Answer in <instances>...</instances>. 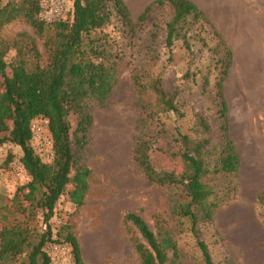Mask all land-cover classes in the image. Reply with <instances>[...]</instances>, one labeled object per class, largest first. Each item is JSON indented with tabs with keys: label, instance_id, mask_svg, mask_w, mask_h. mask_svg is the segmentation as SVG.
<instances>
[{
	"label": "trees",
	"instance_id": "obj_1",
	"mask_svg": "<svg viewBox=\"0 0 264 264\" xmlns=\"http://www.w3.org/2000/svg\"><path fill=\"white\" fill-rule=\"evenodd\" d=\"M163 5L173 11V18L166 26L168 47L178 38L187 17L209 23L204 12L189 0H153L137 21L144 22L154 7ZM111 10L133 37L136 23L124 0H73L66 19L50 24L40 18L39 0H9L0 6V146L12 144L21 149L20 164L29 178L17 187L7 204L0 206V264H49L46 250L49 243L69 245L75 264H84L71 227H62L65 234L54 240L50 221L61 197L67 195L69 202L80 208L90 195L91 185L99 183L90 169L80 167L79 163L80 150L93 125L91 111L106 108L121 70L116 40L101 32L109 21ZM16 20L30 27L32 35L23 32L4 39L2 30ZM218 37L222 41V37ZM37 40L43 44L44 64H41ZM183 44L191 54L185 35ZM11 51L15 52L14 61L7 63L5 57ZM226 53L228 60L221 61L224 71L216 84L222 149L212 168L205 157L210 144L205 136L209 135L210 126L197 113L202 137L180 135L176 164L170 171L155 169L150 157L154 139L145 129L156 126L160 115L175 113L180 116L177 92H166L158 77H149L143 82L141 75L130 72L135 105L140 112L139 134L132 150L133 163L148 183L176 188L173 210L189 222L202 264H215L198 231L200 224L213 221V214L219 208L212 183L221 175L236 176L240 167L229 136L223 93L231 61L230 52ZM71 117L75 121L72 133ZM37 118L48 121L54 150L50 163L42 162L30 145L31 122ZM68 185L72 186L69 191ZM257 199L264 202V192ZM124 221L132 225L127 234L138 264L178 263L179 247L169 233L153 232L135 213H126Z\"/></svg>",
	"mask_w": 264,
	"mask_h": 264
},
{
	"label": "rangeland",
	"instance_id": "obj_2",
	"mask_svg": "<svg viewBox=\"0 0 264 264\" xmlns=\"http://www.w3.org/2000/svg\"><path fill=\"white\" fill-rule=\"evenodd\" d=\"M7 1L0 0V6ZM42 1L39 0L40 5ZM69 1L73 6V0ZM125 1L136 23L135 33L130 37L127 27L111 10L109 21L101 32L110 34L116 40L121 70L106 108L92 109L93 125L80 150L79 166L90 169L99 183L91 185L90 195L80 208L71 204L67 195L60 198L50 221L52 239L56 240L65 234L62 233V227L70 226L78 241L84 264H138L127 234V229L132 225L124 221V215L130 212L139 215L153 232H167L173 237L179 247L180 259L177 264H202L189 222L177 216L173 210L176 188L148 183L133 163L132 150L139 134L140 112L135 105L130 72L141 75L143 82H147L149 77H158L166 92H177L180 116L175 113L160 115L156 126L145 129L154 139L150 157L158 171H170L178 161L180 135L202 137L195 116L197 113L210 126V133L205 136L210 141L206 160L210 168L216 164L222 149L217 114L220 100L216 84L224 71L221 61L228 60L227 50L231 61L223 83L224 95L226 86L230 92L234 89L235 79L237 83H252L253 91H257L262 72L257 68L251 72L246 63L243 67L241 56L247 59L249 51L242 46L237 50L239 64H233L231 48L234 47L227 44L225 37L210 21L209 24L187 17L178 38L168 47L166 26L173 18V11L167 5L154 7L145 21L139 23L138 16L147 6L146 3L153 0ZM202 9L210 11L213 7L205 6ZM23 32L32 35L30 27L16 20L6 25L1 35L4 39H11ZM184 35L191 54L183 44ZM37 46L42 55L41 64H44L46 56L42 41L37 40ZM14 57L15 52L11 51L5 61L10 63ZM243 70L246 71L244 77ZM245 90L247 85L239 84L237 91H233L238 94L232 95L233 100L240 107ZM252 112L257 129L263 132V116L258 117L256 108ZM237 113L240 112L235 110ZM261 121L263 123L259 124ZM70 122L72 133L75 128L73 117ZM30 145L43 161L38 141L31 139ZM21 156V149L15 145L0 146V206L7 204L17 187L29 179L20 164ZM212 187L219 208L214 212L211 223L198 226L212 261L215 264H264V202L257 199L264 192V172L258 167L242 165L234 177H216ZM70 189L72 186L68 185L67 191Z\"/></svg>",
	"mask_w": 264,
	"mask_h": 264
},
{
	"label": "crops",
	"instance_id": "obj_3",
	"mask_svg": "<svg viewBox=\"0 0 264 264\" xmlns=\"http://www.w3.org/2000/svg\"><path fill=\"white\" fill-rule=\"evenodd\" d=\"M189 1L201 7L208 20L225 37L227 44L234 47V49L231 48L233 64H239L237 50L239 46H242L249 51L247 52V59L241 56L243 67L246 63L247 69L251 72L255 71L256 68L262 72L258 79L257 91H253L252 83H237L235 79L233 81L234 89L232 88L230 92V88L228 89L226 86L224 97L227 107L229 136L239 157L240 166H254L264 172V129L263 132L257 129L252 112L256 108L258 117L263 116L262 118H264V0ZM151 2L146 4L148 5ZM205 6H211L213 9L205 11L202 9ZM245 75L246 71L243 70L242 77ZM247 79L251 81L250 77ZM239 84L247 85L241 107L237 101L235 103L232 96L234 94L238 95L233 91H237ZM235 110L240 113L235 114ZM262 123L263 121L259 124ZM260 129L262 128L260 127Z\"/></svg>",
	"mask_w": 264,
	"mask_h": 264
},
{
	"label": "built area",
	"instance_id": "obj_4",
	"mask_svg": "<svg viewBox=\"0 0 264 264\" xmlns=\"http://www.w3.org/2000/svg\"><path fill=\"white\" fill-rule=\"evenodd\" d=\"M71 9L72 5L69 0H44L40 5L39 15L44 23L50 24L66 19ZM38 120H40V124ZM30 128L32 139L38 141L44 163H50L54 157V150L48 121L44 118L34 119ZM47 253L50 256L49 264H75L72 248L67 244L52 243L48 247Z\"/></svg>",
	"mask_w": 264,
	"mask_h": 264
}]
</instances>
